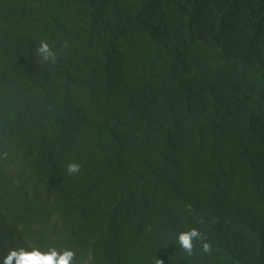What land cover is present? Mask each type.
<instances>
[{
  "label": "trees",
  "instance_id": "trees-1",
  "mask_svg": "<svg viewBox=\"0 0 264 264\" xmlns=\"http://www.w3.org/2000/svg\"><path fill=\"white\" fill-rule=\"evenodd\" d=\"M13 2L0 55L14 19L23 59L0 69V264L53 248L73 264H264V0ZM42 40L67 101L94 104L89 117L60 123L49 81L34 115L13 98L27 57L28 79L49 76ZM72 162L81 171L68 176ZM193 227L211 253L180 248Z\"/></svg>",
  "mask_w": 264,
  "mask_h": 264
},
{
  "label": "bare ground",
  "instance_id": "bare-ground-1",
  "mask_svg": "<svg viewBox=\"0 0 264 264\" xmlns=\"http://www.w3.org/2000/svg\"><path fill=\"white\" fill-rule=\"evenodd\" d=\"M51 4L55 3L56 4V9H61L63 4H69L71 5H77L78 0H66L64 2H61V0H49ZM11 6H18L17 3H14L13 0H0V13L2 10H4L6 7H11ZM78 8V7H77ZM55 17H58L57 11L51 12L49 15H46L42 18V20H53ZM169 18H172L171 15L168 16ZM26 20V19H25ZM24 20V21H25ZM28 26L32 25V23L27 24ZM5 30H4V38L6 37H11V45L9 48L10 51L4 52L0 55L1 63H0V69L4 67L6 64V61H12L13 57L16 54H20L21 58L23 59L22 53V47H21V37L18 35H14V31L16 29L15 26V21L14 19H10L6 21L4 24ZM0 42H1V35H0ZM8 48V49H9ZM103 57H108L109 55L112 54L110 50L107 52H102ZM35 59L36 57L30 58L27 57L26 62L22 64L21 69L18 71H15V73L12 76V80L10 82V87H13V90L10 91L12 94L13 98L16 99V101L20 100H25L26 101V106L25 108L27 109L28 114H36L38 112L37 109L34 108V106L31 103V99L33 94H37L36 99L42 97L44 94H46L47 90L45 87V82L49 81L53 84V88L55 89L57 93V101L59 102V105L63 108L62 110H59L56 112V116H58V121L60 123L64 122L67 120L66 115L70 116L71 114L75 116L77 120H79L81 116V110H84L85 114L87 117L92 115L96 108L94 104L92 103L91 100L89 99H84L80 104H73V101L69 103L67 100L72 99L73 93L72 94H64L63 91L58 87L56 80L58 79L59 75L57 74L58 71V64H52L50 63V66L48 68V73L49 76L45 79L37 80V76H34L30 79H28L32 68L36 66L35 64ZM48 64V63H45ZM29 67V70L24 72L23 69L24 67ZM3 79V78H2ZM77 80V79H76ZM19 86H15L16 84H19ZM43 89V90H42ZM25 90H30L28 93H24ZM45 100V99H44ZM59 124V123H58ZM63 142L64 146L66 144L65 140H60ZM80 142H76L74 149H72L73 152H77L79 149Z\"/></svg>",
  "mask_w": 264,
  "mask_h": 264
},
{
  "label": "clouds",
  "instance_id": "clouds-1",
  "mask_svg": "<svg viewBox=\"0 0 264 264\" xmlns=\"http://www.w3.org/2000/svg\"><path fill=\"white\" fill-rule=\"evenodd\" d=\"M61 47L68 48L67 42ZM36 55L39 58V63H52L55 64L58 56L57 52L50 47L47 41L42 40L36 47ZM81 171V165L75 162L66 165V173L68 176H73ZM193 241H198L202 250L206 253H211V244L204 240L203 233L193 227L178 234L177 242L180 248L188 255H193L194 244ZM15 260V264H73L75 260V253L70 250L63 252L56 249H49L48 252L32 251L26 252L23 249L19 251H13L8 258V264L12 260ZM155 264H164L163 260L156 258Z\"/></svg>",
  "mask_w": 264,
  "mask_h": 264
}]
</instances>
